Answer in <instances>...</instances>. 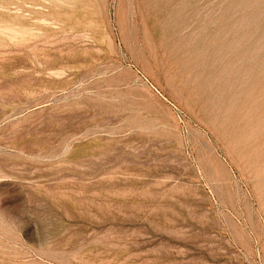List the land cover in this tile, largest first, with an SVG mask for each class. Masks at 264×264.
I'll use <instances>...</instances> for the list:
<instances>
[{"label": "rangeland", "instance_id": "rangeland-1", "mask_svg": "<svg viewBox=\"0 0 264 264\" xmlns=\"http://www.w3.org/2000/svg\"><path fill=\"white\" fill-rule=\"evenodd\" d=\"M0 264H264V0H0Z\"/></svg>", "mask_w": 264, "mask_h": 264}]
</instances>
